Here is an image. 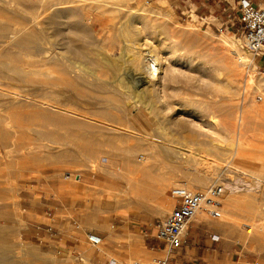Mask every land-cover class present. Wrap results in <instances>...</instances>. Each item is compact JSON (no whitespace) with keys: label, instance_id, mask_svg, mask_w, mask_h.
I'll use <instances>...</instances> for the list:
<instances>
[{"label":"rangeland","instance_id":"1","mask_svg":"<svg viewBox=\"0 0 264 264\" xmlns=\"http://www.w3.org/2000/svg\"><path fill=\"white\" fill-rule=\"evenodd\" d=\"M238 1L219 0L198 13L187 0H0V24L17 4L28 7L45 52L7 46L4 56L0 49L2 67L24 72L19 80L0 70V252L4 240L17 264L150 263L164 257L153 224L172 211L171 190L223 183L230 191L221 217L204 212L203 221L233 223L242 234L237 257L264 263V58L245 67L252 55L239 41ZM90 5L101 8L83 9ZM58 11L74 12L75 24L45 30ZM23 16L16 14L17 29L26 25ZM65 28L96 66L61 58L65 41L54 33ZM137 51L158 59L153 87ZM64 63L75 71L66 80ZM76 73L89 82L73 78ZM241 106L259 113L244 119L243 158L233 163L229 146L236 137L221 139L198 125H207L211 113L231 112L234 123ZM162 142L176 156L163 153ZM146 150L148 163L123 170L128 152L139 162ZM188 150L197 156L181 159L178 153ZM201 172L210 177L197 186ZM67 174L80 181L64 180ZM88 234L101 239L98 247Z\"/></svg>","mask_w":264,"mask_h":264},{"label":"bare ground","instance_id":"2","mask_svg":"<svg viewBox=\"0 0 264 264\" xmlns=\"http://www.w3.org/2000/svg\"><path fill=\"white\" fill-rule=\"evenodd\" d=\"M11 7H13V6H11ZM99 8H101V7L98 6V5H94V6L90 5V6L83 7L84 10L91 11V12H97V11H99ZM19 11L23 12V14L26 15V16H23V18H24V20H27V21H26V25H21V28L17 29L16 26H15V25H17V22H15V19H16V14H18ZM28 11H29V9H28L27 6L25 7V6H21V5L17 4V9H16V11H14V13H11L12 15H10L8 17V19H9L8 22L0 24V49H1V55L2 54L4 56H9L10 55L9 52H7L5 50V48L7 46L12 47V48H17V49H20V50H25V51H34V53H37V55H42V54L45 53L43 51V48L40 47V43L38 42V38H37L35 32L33 31L34 24H33V27H31L32 26L31 22H34L33 21L34 18L31 15H29ZM73 13H71V12L69 13L68 12V14H64V12L62 13L61 11L55 12V14H53V16L48 20L47 24L44 26L45 30L53 28L58 23L60 25H62V26L65 25V24H67L69 26H72L73 22L76 20V17L74 16L75 14H73ZM96 16H98V15H96ZM136 23H137V21H136ZM29 24L31 26H29ZM74 24H75V22H74ZM143 27H144V25H143ZM57 36H60L62 38V41H65L63 43L62 47L60 48V50H61L60 55L62 56V57L60 56L61 58H65L66 61H67V59L72 57L73 59H79V60L83 61L84 63H88V64H90L92 66H96L97 63H96L95 59L91 56L90 51H88L86 49L87 46L86 45L79 46V45L76 44L77 43L76 33L71 31V29L65 28L64 30H59L58 32L54 33V37H57ZM28 56H29V54H25V57H28ZM138 57H139V59L141 61L145 62L144 71L147 74V77L150 80V82H153L152 87L155 86V84H156L155 82L158 79V63H159L158 59L151 53V51H146V53H144V55H142V53H139ZM138 57L137 58L135 57V58L138 59ZM61 58H60L61 62L65 61V59L62 60ZM43 59L44 60L41 59L42 63L47 61L45 57H43ZM242 59H240V61H239L240 63L245 62V61H242ZM250 60L251 61L247 62L246 65H248V63H252V58ZM74 61H76V60H74ZM242 64L245 65L244 63H242ZM64 65H65V63L63 64V66ZM72 68L73 67H71L70 64L69 65H65L63 67V69H62L63 78L61 77V79H64V80L68 79L67 77L70 76L71 73L73 74V72H75L73 70L74 68L73 69ZM0 70L5 71V72H10L14 76H16L19 80H21L23 78L22 74L24 72L21 69H17L15 67H12L10 69H5L4 67H2L0 65ZM159 73H160V70H159ZM31 74L32 75H36V72L32 71ZM74 75L75 76L73 78H75V79H80L81 81L86 82V83L89 82L86 78H83L81 74H77L76 73ZM40 76L45 77L43 73L40 74ZM263 79H264V76H263ZM95 88L97 90H99V91L100 90L104 91L102 86L99 87V85H98ZM104 88H106V87H104ZM28 90L31 91V88L29 87ZM107 90H109V89H107ZM27 93H30V92H27ZM28 95L31 96V94H28ZM207 103L211 104V105L213 104L212 102H207ZM258 113H259V111L257 109H248V108H245V107L241 106L237 110V112L235 113L236 115L234 117V121H235L234 123L231 121V115H232L231 112L226 115V118H218L217 116H215L214 113H211L208 116L209 120L207 121V125H201L200 124L198 126H200L201 129L202 128L205 129V131L206 130L211 131L209 133H212L216 137H218V136L220 137L221 136V139H222V135L225 134V133L229 134V135L230 134L234 135L236 137L235 138V143H233L232 145L229 146V148H230L229 150H230V154H231V160L233 159V163L236 160H237V162L239 161V163H240L242 158H243V156H242V150H243L242 129H243V125H244L243 121H244L245 118H247L249 116H253V115L258 114ZM224 117H225V115H224ZM170 124L173 125L171 122H170ZM175 124L177 125V123H175ZM181 125H179V126H181ZM183 126H184V124H183ZM176 128H178V127H176ZM179 130H181V128ZM198 136H200V135H198ZM145 138H147L148 140L150 139L148 136L147 137L145 136ZM218 139H220V138H218ZM165 144H166L165 142H162L161 144H159V146L161 148V151L163 153L169 152L170 154H174L175 155V151H173L172 149L171 150L167 149ZM195 153L196 152H194L193 150H188L186 152H179L178 154L180 155V158L181 159L183 158V160H184L185 158L189 159V158L193 157V155L197 156V153L196 154ZM149 154H151V153H149V151L146 150V152H144V153L139 155V157H141L139 162H134L133 161V155L130 152H128V154L126 155L128 160H127V163H126L125 167H123V170L124 171H128V172H132V171L136 170L137 167H141V165L143 166L145 163H148L147 160L149 159ZM240 165H242V164H240ZM209 177H210L209 173H203V172L198 173V175L196 177H194V179H195L194 183L197 186H203V185H205L207 183ZM224 187H225V191H226V189H228L230 191V188L228 186H224ZM235 200H234V198L233 199H231V198L229 199V201L233 202V203L235 202ZM111 204H113V202H111ZM107 206H110V205H107ZM164 209L165 210H169L170 209V204L167 203L165 205ZM203 213H204L203 210L199 211V213L196 215V217L194 218L193 221L202 222L203 221V215H204ZM261 230L259 229L258 231H261ZM246 233L249 234L250 232L246 231ZM2 244H3L2 245V250L0 252L2 254L0 256H2V257L0 259V264H17V262L14 261L11 258V255H10L12 253L11 252V246L8 243H6V241H4V240H3Z\"/></svg>","mask_w":264,"mask_h":264},{"label":"built area","instance_id":"3","mask_svg":"<svg viewBox=\"0 0 264 264\" xmlns=\"http://www.w3.org/2000/svg\"><path fill=\"white\" fill-rule=\"evenodd\" d=\"M238 24L241 47L252 55L253 63L256 59H263L264 8L254 6L248 0L239 1ZM245 67H251V63ZM259 69L264 75V68L260 66ZM63 178L66 181H80L79 174H67ZM224 194L223 183H213L206 189L197 192H192L185 187L173 188L170 192L174 201L172 211L165 217L157 218L153 224L154 239L162 244V250L165 252L164 257L154 259L150 263L133 262L132 264H170L168 256L183 247L186 234L199 211L203 210L211 219L221 217L219 210ZM86 237L88 243L93 247H98L101 243L98 236L88 234Z\"/></svg>","mask_w":264,"mask_h":264},{"label":"crops","instance_id":"4","mask_svg":"<svg viewBox=\"0 0 264 264\" xmlns=\"http://www.w3.org/2000/svg\"><path fill=\"white\" fill-rule=\"evenodd\" d=\"M168 3L175 4L183 0H165ZM254 6L264 8V0H248ZM239 2V1H238ZM214 3L220 4L219 0H187L186 4L197 8H205V13L212 10ZM177 4V3H176ZM232 6H235L232 3ZM180 7L181 5L178 4ZM208 6V7H206ZM224 6V5H223ZM230 3L223 7L226 12ZM216 7V6H215ZM209 8V9H208ZM221 8V7H220ZM233 8V7H232ZM199 13V10H198ZM233 223H221L193 221L184 239L183 247L168 256L170 264H256L259 262L248 263L241 261L238 255V241L241 238ZM156 241V240H155ZM159 243V242H158ZM162 245V244H161ZM163 254L165 252L161 250ZM261 264V263H260ZM264 264V263H263Z\"/></svg>","mask_w":264,"mask_h":264}]
</instances>
